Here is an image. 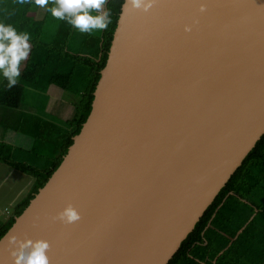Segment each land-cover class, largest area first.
<instances>
[{"label":"water","instance_id":"obj_1","mask_svg":"<svg viewBox=\"0 0 264 264\" xmlns=\"http://www.w3.org/2000/svg\"><path fill=\"white\" fill-rule=\"evenodd\" d=\"M199 2L123 0L90 112L0 264L7 234L46 239L50 264L168 263L264 133V0ZM69 203L80 219L53 220Z\"/></svg>","mask_w":264,"mask_h":264},{"label":"trees","instance_id":"obj_2","mask_svg":"<svg viewBox=\"0 0 264 264\" xmlns=\"http://www.w3.org/2000/svg\"><path fill=\"white\" fill-rule=\"evenodd\" d=\"M122 3L123 0H106L104 8L110 11L111 23L101 31L103 35L99 43L94 44L92 36L89 39L90 44L83 43V48L90 50L93 48L96 57L85 56V59L79 61L81 59H73L67 51L64 54L61 51L56 52L57 57L72 58L73 66L53 68L47 64L48 54L38 58L36 51L46 49L49 53L47 49H62V44L67 38L74 40L71 36L73 26L66 20L53 17L48 11L49 7L54 6L55 0H49L42 20L35 19L31 14L36 5L35 0H23V2L4 0L5 8L3 14L0 15V21L12 24L18 32H27L31 51L13 87L8 88L5 79L0 81L2 118L7 119L8 116L21 121V124L15 125L14 128L20 131L25 130L24 123L26 124L27 118L21 117L18 110L25 86L28 84L32 86L37 81L35 79L40 78L39 80H49L68 91L70 78L75 69L87 68L89 74H83L79 88V100L74 105L73 117L62 124L61 131L56 129L50 133L51 130H46L43 138L39 140L42 148L38 150L40 146L37 144L38 149L33 150L32 155L38 157L34 163L12 159L7 152V145L0 142V161L32 178L29 193L15 204L9 216L0 225V237L9 229L14 218L20 215L37 190L58 167L68 146L72 143V137L80 131L82 123L86 120L91 109L92 92L99 78V71L105 64ZM50 24L56 27L57 38L54 37L51 42L46 43L47 40H44V37L47 30L49 32L51 30L48 29ZM88 36L84 35L85 40ZM76 42H82V40L77 39ZM27 128L30 126L28 125ZM58 133L60 134L57 135ZM54 134L55 136L51 137ZM53 147L57 148V152L49 158ZM226 198L229 199L231 206L225 204ZM220 205H224L227 210H233L236 218H225L218 209ZM240 221L241 225H239ZM167 264H264V133L220 189L212 203L205 209L193 230L180 243L178 250Z\"/></svg>","mask_w":264,"mask_h":264},{"label":"clouds","instance_id":"obj_3","mask_svg":"<svg viewBox=\"0 0 264 264\" xmlns=\"http://www.w3.org/2000/svg\"><path fill=\"white\" fill-rule=\"evenodd\" d=\"M23 2V0H21ZM156 0H124V7L148 12ZM40 7L48 5L49 0H35ZM106 0H55L48 8L51 15L59 20H66L80 32L91 33L93 30H104L111 23L110 11L104 8ZM206 0H200L198 11H206ZM95 12V14H94ZM195 23V21H193ZM185 32L192 30L191 24L183 26ZM30 51L29 34L18 32L10 23L0 21V76L11 88L20 76V63L27 59ZM53 220L63 224H72L80 219V213L72 204H66L56 213ZM12 245L9 252L12 264H50L47 254L49 242L42 238L18 239L15 235H6Z\"/></svg>","mask_w":264,"mask_h":264},{"label":"crops","instance_id":"obj_4","mask_svg":"<svg viewBox=\"0 0 264 264\" xmlns=\"http://www.w3.org/2000/svg\"><path fill=\"white\" fill-rule=\"evenodd\" d=\"M39 7L40 6L36 4L33 11H37ZM44 12L43 14L38 15V16L33 13V16L37 20H42L44 17ZM102 35L103 34H99L98 36L95 35L91 37L92 39H94L93 40L94 44H97L101 41ZM81 40L85 41L83 39ZM85 44L86 45L90 44V40L85 42ZM30 48H31V45H30ZM88 52L90 53L89 56L93 55V57L94 56L96 57V54L93 48L91 50L88 49ZM85 56H88V55H85ZM25 60H22L20 63V66H22V68L25 65ZM49 60L53 62V64L56 65V67L61 66V67L71 68L73 66V62L71 61L69 57H57V53L55 52L50 54ZM75 76H78V75L75 74L71 76L72 80L70 79V82H69L70 89L68 91L71 93L74 92V90H79L83 74L82 76L81 74L78 77H75ZM43 81L45 84L42 83L41 85L47 86L48 95L51 96L50 103L54 104L53 112L60 115L57 118L60 123L57 121L56 122L54 121L53 123L55 124L53 125H55V127L59 126L60 128L58 129H62V124L65 121L73 117L75 104L73 103L72 100L64 97L65 92H68V91L61 89L60 87H58L56 84L52 83L49 80L43 79ZM40 82L41 80L39 81L37 80L34 83L33 82L32 83L33 85H39ZM28 85L31 86V84H28ZM48 108L50 107L48 106ZM1 115H2V112H0V142L7 145V152L9 153L10 157L14 160H19V161L23 160V161L34 163V161L38 159L37 155L35 156L32 155L33 150L38 149L36 148L37 146L34 147V145L37 142L40 145L39 140L40 138H43V136L45 135L48 120L38 115L37 112L32 111V109L23 108L20 111L19 115H21V117L23 118H27L28 124L26 121V124L24 123L26 127L25 130L20 131L19 129H15L14 126L17 124L20 125L21 121H18L14 118H9L8 116H7V119L4 120V118H2ZM3 124H6L7 126H4ZM28 125L30 126V128H27ZM56 152H57V148L53 147L48 157L52 158L54 154H56ZM45 161L48 162V160L46 159ZM31 182H32V178L29 175L19 170H16L15 168L9 166L8 164H5L4 162L0 161V225L9 216L15 204L18 201H20V199H22L27 193H29L31 189V185H32ZM16 183L20 185L17 189L15 186L13 187V185ZM4 189H6V191H4Z\"/></svg>","mask_w":264,"mask_h":264},{"label":"rangeland","instance_id":"obj_5","mask_svg":"<svg viewBox=\"0 0 264 264\" xmlns=\"http://www.w3.org/2000/svg\"><path fill=\"white\" fill-rule=\"evenodd\" d=\"M46 7V6H45ZM45 7H39L37 11H32L31 14H36L41 15L43 14ZM4 0H0V15H2L4 12ZM45 24V23H44ZM44 27V26H42ZM48 29H51L50 32L47 30V33L45 34L44 40H47L46 43L51 42L54 37H56L55 35V31H56V27L53 26L52 24L48 25ZM41 31L43 32V28H41ZM102 30H93L91 33H87V32H80L78 29L73 27V31H72V38H67L64 43L62 44V49H47L49 51V53H47L46 49H38L36 52L38 53V55H36L38 58L41 56H44L48 54V59H47V64L50 65L51 67L55 68L56 65L53 64V62H51L49 60L50 58V54L51 53H56V52H60L62 54L65 53V51L69 52L70 57H72L73 59H81L79 61H82V59H85V55H90V53L88 52V49L83 48V43H85L86 41H88L90 39V36H98L99 34H101ZM84 35H89L88 37H86V40L84 38ZM83 39L85 41L82 42H76L77 39ZM43 40V39H42ZM61 46V45H60ZM83 48V49H82ZM31 51V50H30ZM68 55V56H69ZM71 59V61L73 62V59ZM79 63V62H78ZM77 66H80V64H76ZM79 69H75L72 76L73 75H80L82 76V74H89V71L87 70V68H83V67H78ZM23 68L22 66H20V74L22 72ZM75 76V77H78ZM20 77V76H19ZM2 76H0V79L2 80ZM40 78H37L35 80H39ZM71 79V78H70ZM0 80V81H1ZM72 80V79H71ZM42 83H44L43 79H41V82L39 85H28L25 87V91H24V95L22 97L21 103H20V107L19 110L21 111L23 108L24 109H32V111L37 112L38 115L42 116L43 118L48 120V124L46 126V130H51V132H53V130L60 128L59 126L53 125L55 123H53L54 121L59 122V120L57 119L60 115L56 114L55 112H53L54 110V104L50 103V99L51 96L48 95V89L47 86L41 85ZM45 84V83H44ZM35 89V90H34ZM79 90H74V92H65L64 97L70 99L73 101V103L77 104L78 100H79V94H78ZM48 106L50 108H48ZM74 113H75V109H74ZM73 113V114H74ZM55 114V115H54ZM5 120V119H4ZM2 120V121H4ZM60 123V122H59ZM59 131H61V129H59ZM60 133H58L57 135H59ZM41 136V134H40ZM54 135H52L51 137H54ZM38 142L35 143L34 147L37 146ZM39 150L42 148V144L39 145ZM22 175V173H21ZM16 187V189L20 186L18 185V183L14 184L13 187ZM4 191H6V189H4ZM225 204L228 206L230 205L229 199L226 198L225 199ZM218 209H220V211L223 213L225 218H236V213L233 210H227L224 205H220L218 207ZM242 222H239V225H241Z\"/></svg>","mask_w":264,"mask_h":264},{"label":"bare ground","instance_id":"obj_6","mask_svg":"<svg viewBox=\"0 0 264 264\" xmlns=\"http://www.w3.org/2000/svg\"><path fill=\"white\" fill-rule=\"evenodd\" d=\"M52 59H53V58H52ZM177 250H178V249H177ZM177 250H176V251H177ZM176 251H175V252H176Z\"/></svg>","mask_w":264,"mask_h":264}]
</instances>
